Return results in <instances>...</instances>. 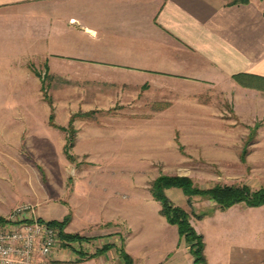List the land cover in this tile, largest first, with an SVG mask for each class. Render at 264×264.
Returning a JSON list of instances; mask_svg holds the SVG:
<instances>
[{
    "label": "rangeland",
    "instance_id": "obj_1",
    "mask_svg": "<svg viewBox=\"0 0 264 264\" xmlns=\"http://www.w3.org/2000/svg\"><path fill=\"white\" fill-rule=\"evenodd\" d=\"M9 71L0 65V216L30 204L66 214L65 233L94 235L67 241L58 264L88 261L105 244L124 249L131 238L134 251L171 242L177 228L150 192L160 176L202 189L264 179L263 83L229 92L160 80L106 91L33 62L25 76ZM165 194L190 219L214 205L177 187ZM163 252L151 248L142 263Z\"/></svg>",
    "mask_w": 264,
    "mask_h": 264
},
{
    "label": "crops",
    "instance_id": "obj_2",
    "mask_svg": "<svg viewBox=\"0 0 264 264\" xmlns=\"http://www.w3.org/2000/svg\"><path fill=\"white\" fill-rule=\"evenodd\" d=\"M30 62L68 83H97L106 91L160 80L243 90L234 75L264 77V0H0V65L25 76ZM263 181L248 177L243 184L257 190ZM213 204L202 218L190 219L203 236L207 264H264V207ZM38 215L51 221L66 214ZM90 233L81 236L89 242ZM111 245L79 264H121L122 247ZM160 247L163 255L148 264L193 263L178 233L169 243H143L139 251L131 238L124 250L133 264H143L147 252Z\"/></svg>",
    "mask_w": 264,
    "mask_h": 264
},
{
    "label": "trees",
    "instance_id": "obj_3",
    "mask_svg": "<svg viewBox=\"0 0 264 264\" xmlns=\"http://www.w3.org/2000/svg\"><path fill=\"white\" fill-rule=\"evenodd\" d=\"M250 0H228V4L248 3ZM233 79L243 87L261 88L253 81L264 84V77L250 74H237ZM264 89V87H263ZM171 187L181 188L187 197L202 196L214 202L220 209L229 208L238 203H245L248 206L264 207V188L252 191L248 186H233L216 184L208 189H202L194 186L193 181L188 177L178 176H160L156 178L150 188L152 197L160 204V214L166 219L167 223L177 228L180 239L189 245L190 253L193 257L192 264H207L204 254L203 236L196 232L190 222L189 214L182 208L171 203L165 194V190ZM203 214L201 217H203ZM49 223L59 229L60 237L63 245H67V241H77L86 239L77 234L65 233L64 228L68 223V217L62 220H51ZM112 247L111 244H105L98 249L92 256H97L106 252ZM121 264H133V258L123 249H118Z\"/></svg>",
    "mask_w": 264,
    "mask_h": 264
},
{
    "label": "built area",
    "instance_id": "obj_4",
    "mask_svg": "<svg viewBox=\"0 0 264 264\" xmlns=\"http://www.w3.org/2000/svg\"><path fill=\"white\" fill-rule=\"evenodd\" d=\"M63 246L59 229L42 219L30 204L0 216V264H58Z\"/></svg>",
    "mask_w": 264,
    "mask_h": 264
}]
</instances>
